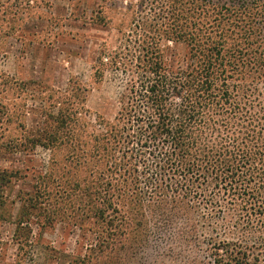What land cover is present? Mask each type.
I'll return each instance as SVG.
<instances>
[{"label":"rangeland","instance_id":"374dc122","mask_svg":"<svg viewBox=\"0 0 264 264\" xmlns=\"http://www.w3.org/2000/svg\"><path fill=\"white\" fill-rule=\"evenodd\" d=\"M179 3L0 0V264H110V215L98 213L105 208L97 181L110 175V123L129 106L147 47L185 54L159 40L177 18L169 6H181L186 31L223 34L227 46L264 13V0L242 11L224 1V15L219 0ZM250 42L251 57L264 56V39L253 32ZM61 115L73 120L66 129L56 121ZM53 132L60 142L30 143ZM103 136L109 153L97 150ZM176 232L154 228L148 246L122 264L209 261L203 243L180 247Z\"/></svg>","mask_w":264,"mask_h":264},{"label":"trees","instance_id":"16d2710c","mask_svg":"<svg viewBox=\"0 0 264 264\" xmlns=\"http://www.w3.org/2000/svg\"><path fill=\"white\" fill-rule=\"evenodd\" d=\"M219 1L224 15V1L242 11L258 0ZM169 7L177 18L159 40L185 54L147 47L129 106L110 123V175L97 180L105 208L98 213L110 215V264L136 257L154 228L177 230L180 247L203 243V264H264V56L251 57L250 42L253 32L264 39V13L227 46L223 34L186 31L181 6ZM56 121L65 129L73 123L64 115ZM60 141L54 133L30 143ZM96 141L109 153L105 136Z\"/></svg>","mask_w":264,"mask_h":264},{"label":"crops","instance_id":"0c3cea01","mask_svg":"<svg viewBox=\"0 0 264 264\" xmlns=\"http://www.w3.org/2000/svg\"><path fill=\"white\" fill-rule=\"evenodd\" d=\"M16 75L20 78V75H18V73ZM16 75H14V76H16Z\"/></svg>","mask_w":264,"mask_h":264}]
</instances>
